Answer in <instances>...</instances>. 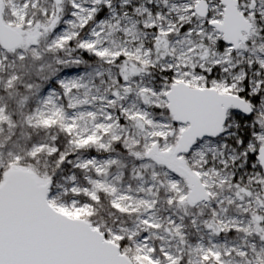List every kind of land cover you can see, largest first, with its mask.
I'll return each instance as SVG.
<instances>
[{"label": "snow or ice", "instance_id": "6c2138e0", "mask_svg": "<svg viewBox=\"0 0 264 264\" xmlns=\"http://www.w3.org/2000/svg\"><path fill=\"white\" fill-rule=\"evenodd\" d=\"M0 264H264V0H0Z\"/></svg>", "mask_w": 264, "mask_h": 264}]
</instances>
